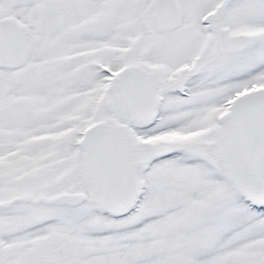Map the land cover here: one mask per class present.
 <instances>
[{"label":"snow or ice","instance_id":"6c2138e0","mask_svg":"<svg viewBox=\"0 0 264 264\" xmlns=\"http://www.w3.org/2000/svg\"><path fill=\"white\" fill-rule=\"evenodd\" d=\"M0 264H264V0H0Z\"/></svg>","mask_w":264,"mask_h":264}]
</instances>
